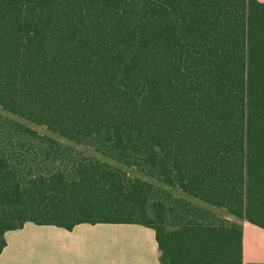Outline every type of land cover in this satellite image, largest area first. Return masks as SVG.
<instances>
[{
  "label": "trees",
  "instance_id": "trees-1",
  "mask_svg": "<svg viewBox=\"0 0 264 264\" xmlns=\"http://www.w3.org/2000/svg\"><path fill=\"white\" fill-rule=\"evenodd\" d=\"M0 107V254L28 222L141 224L161 264H243L240 223L124 167L264 227L258 0H0Z\"/></svg>",
  "mask_w": 264,
  "mask_h": 264
},
{
  "label": "crops",
  "instance_id": "crops-1",
  "mask_svg": "<svg viewBox=\"0 0 264 264\" xmlns=\"http://www.w3.org/2000/svg\"><path fill=\"white\" fill-rule=\"evenodd\" d=\"M223 212L225 216L220 219L242 225L243 264H264V227L249 218L239 220L225 209ZM76 232L88 234V243L48 242L49 235L67 238ZM5 239L7 244L0 254V264H161L155 230L141 224L83 223L69 231L28 222L21 229L6 232Z\"/></svg>",
  "mask_w": 264,
  "mask_h": 264
},
{
  "label": "rangeland",
  "instance_id": "rangeland-1",
  "mask_svg": "<svg viewBox=\"0 0 264 264\" xmlns=\"http://www.w3.org/2000/svg\"><path fill=\"white\" fill-rule=\"evenodd\" d=\"M0 116L1 117H9V118H13L12 116H10L9 114H7L1 107H0ZM32 128L36 129L40 134H49L47 132V130L44 127H38V126H34L29 124ZM62 143L66 146H69L71 148V152L69 151H65L62 155L63 160L65 162H67V160H71L73 158V156L75 154H80L82 156H86V157H94L97 158L101 161H106V162H110L113 163L115 165H117L116 163H114L111 159H109L108 157L102 155L101 153L95 151L92 147H90L88 144H80L77 145L75 143H71L65 140H62ZM124 169L131 175V176H137V177H142L143 179H146L150 182H152L158 189H162V190H166L169 192L170 195V204L171 205H175L176 209H179V205L178 203H175V201L178 200H182L184 203H190V205L195 206L193 209L197 210L198 213L203 214V215H207V217H209L211 219V221H215L217 220V218L219 217H224L225 213L223 212L224 209H220V208H215V207H209L203 204H200L198 202L193 201L192 199L185 197L183 195V193L180 191V189H178L177 187H167L166 185H163L162 183H160L157 180L151 179L149 177H146L145 175L141 174L137 169H127L124 167ZM159 193V192H158ZM161 196V194H160ZM178 205V206H177ZM220 209V210H219ZM223 210V211H221ZM220 219V218H219ZM53 228V227H52ZM50 239L48 240L49 243L56 245V244H64V245H70V244H85L88 243V234L86 233H81V232H76L74 235H71V237H67V238H63L60 235H49L47 236Z\"/></svg>",
  "mask_w": 264,
  "mask_h": 264
}]
</instances>
